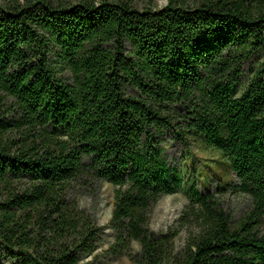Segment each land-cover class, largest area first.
Wrapping results in <instances>:
<instances>
[{"label": "trees", "instance_id": "1", "mask_svg": "<svg viewBox=\"0 0 264 264\" xmlns=\"http://www.w3.org/2000/svg\"><path fill=\"white\" fill-rule=\"evenodd\" d=\"M193 134L250 207L233 223L192 188L203 227L175 252L147 212L183 183L160 139ZM103 181L134 264H264V0H0V264H89L72 193Z\"/></svg>", "mask_w": 264, "mask_h": 264}, {"label": "rangeland", "instance_id": "2", "mask_svg": "<svg viewBox=\"0 0 264 264\" xmlns=\"http://www.w3.org/2000/svg\"><path fill=\"white\" fill-rule=\"evenodd\" d=\"M139 8H160L167 0H132ZM257 59V58H256ZM165 156L170 166L181 171L183 183L179 191L163 195L147 212L149 230L157 235L167 236L172 249L177 252L186 247L203 227L205 209L193 201L190 190L213 195L218 210H222L233 223L245 213L250 202L242 193H235V173L223 156L209 147L198 135H190L187 144L167 136L162 137ZM114 186L109 182L77 185L72 193L78 207L100 228L96 248L85 258L89 264H134L132 257L138 253L136 243L122 254L111 250L115 244V232L110 225L114 206Z\"/></svg>", "mask_w": 264, "mask_h": 264}]
</instances>
